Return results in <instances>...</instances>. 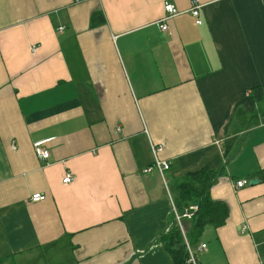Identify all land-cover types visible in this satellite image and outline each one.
I'll list each match as a JSON object with an SVG mask.
<instances>
[{
	"label": "crops",
	"instance_id": "obj_1",
	"mask_svg": "<svg viewBox=\"0 0 264 264\" xmlns=\"http://www.w3.org/2000/svg\"><path fill=\"white\" fill-rule=\"evenodd\" d=\"M198 3L200 25L193 0H0V264H173L175 190L205 169L229 218L199 262L264 264V0Z\"/></svg>",
	"mask_w": 264,
	"mask_h": 264
},
{
	"label": "trees",
	"instance_id": "obj_2",
	"mask_svg": "<svg viewBox=\"0 0 264 264\" xmlns=\"http://www.w3.org/2000/svg\"><path fill=\"white\" fill-rule=\"evenodd\" d=\"M101 18L102 16L99 14L96 15L93 18V23L96 25V22H102ZM236 120L245 130L255 126V123L251 120L246 124V114L242 110L237 112ZM230 143L231 142H229V144ZM222 173L223 171L214 172L205 169L201 172L189 174L175 190L174 201L178 209L182 211L189 209L192 206L199 207V212L189 221V223H191L189 239L191 246L196 245L207 227L219 229L225 226L229 218V209L224 204L215 203L211 199V190ZM257 177L262 183H264V170L259 172ZM163 244L166 251L171 256L173 264H188L189 254L179 228L173 230L168 236H166L163 239Z\"/></svg>",
	"mask_w": 264,
	"mask_h": 264
},
{
	"label": "built area",
	"instance_id": "obj_3",
	"mask_svg": "<svg viewBox=\"0 0 264 264\" xmlns=\"http://www.w3.org/2000/svg\"><path fill=\"white\" fill-rule=\"evenodd\" d=\"M200 9L201 7L199 6L198 0H193V9L191 12L194 18L197 20L198 25L201 24L200 13H199ZM179 14H180L179 11L173 5L166 4L165 5V17L160 23L161 31L169 32L168 22L178 17ZM59 31L62 32L63 29H60ZM42 146H43L42 144H37L35 146V152H36L38 159L44 162V161H47L51 155L48 151H45L42 148ZM151 150H152L155 161H154V165L151 168H149L146 171V173H151L154 169H156L163 175L165 172L169 171L171 168V165L169 163L160 161L158 159V155L163 151V147L151 145ZM73 182H74V178L71 175H67L63 181L65 185H70ZM245 185H246V182L241 181L237 183L236 188L242 189L243 187H245ZM44 201H46V197L43 195H35L32 198L33 203H41ZM198 212H199L198 206H194L190 208V210H188L186 213L182 215H179L177 210H174L175 222L176 224L181 225L184 220H189V221L192 220ZM187 251L189 254L188 264H201L197 259L196 252L191 248L190 245H187ZM206 251H207V245L199 246L198 253H204Z\"/></svg>",
	"mask_w": 264,
	"mask_h": 264
},
{
	"label": "rangeland",
	"instance_id": "obj_4",
	"mask_svg": "<svg viewBox=\"0 0 264 264\" xmlns=\"http://www.w3.org/2000/svg\"><path fill=\"white\" fill-rule=\"evenodd\" d=\"M168 181H169V180H168ZM168 184H169V187H170V191L173 192V191H172V190H173V185H172V183L169 182ZM194 251L196 252L197 249H194ZM196 256H197L198 261L201 262V259L203 258L204 255H202V254H200V253H197Z\"/></svg>",
	"mask_w": 264,
	"mask_h": 264
},
{
	"label": "water",
	"instance_id": "obj_5",
	"mask_svg": "<svg viewBox=\"0 0 264 264\" xmlns=\"http://www.w3.org/2000/svg\"><path fill=\"white\" fill-rule=\"evenodd\" d=\"M259 182H260L259 180H254V181L251 182V185H252V186H254V185H258Z\"/></svg>",
	"mask_w": 264,
	"mask_h": 264
}]
</instances>
